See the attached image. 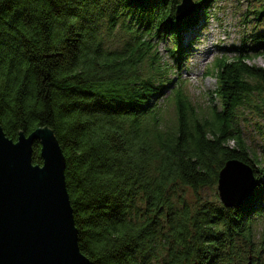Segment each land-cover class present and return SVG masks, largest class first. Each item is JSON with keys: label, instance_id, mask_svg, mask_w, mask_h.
<instances>
[{"label": "trees", "instance_id": "trees-1", "mask_svg": "<svg viewBox=\"0 0 264 264\" xmlns=\"http://www.w3.org/2000/svg\"><path fill=\"white\" fill-rule=\"evenodd\" d=\"M208 1L177 20L181 0H0V125L14 141L54 131L90 264H264V167L241 131L244 111L264 120V66L251 63L264 34L214 60L205 108L158 51L169 37L180 71L182 34ZM231 160L257 178L236 209L216 191Z\"/></svg>", "mask_w": 264, "mask_h": 264}, {"label": "water", "instance_id": "water-1", "mask_svg": "<svg viewBox=\"0 0 264 264\" xmlns=\"http://www.w3.org/2000/svg\"><path fill=\"white\" fill-rule=\"evenodd\" d=\"M195 8L194 0H181L177 20L191 16ZM36 142L43 160L37 165L33 162ZM66 168V157L51 128L39 127L29 135L20 132L14 141L0 125V264H90L79 247ZM256 182L251 166L227 162L217 186L221 203L229 209L243 207Z\"/></svg>", "mask_w": 264, "mask_h": 264}, {"label": "rangeland", "instance_id": "rangeland-1", "mask_svg": "<svg viewBox=\"0 0 264 264\" xmlns=\"http://www.w3.org/2000/svg\"><path fill=\"white\" fill-rule=\"evenodd\" d=\"M197 1L199 0H194ZM263 10L264 0H209L202 9L205 18L199 19L198 24L195 23L182 34L183 46L187 54L185 53L179 61L180 71L176 64L178 59H172L168 52L172 48V40L167 37L159 44L160 57L172 69L170 75L174 80L172 85L183 82L188 95L198 106L205 108L207 105H213L215 101L213 92L217 88L216 80L205 74L219 56L227 55L232 58L234 49L243 47L247 50L256 47L255 36L264 34V14L261 17L258 14ZM195 12L196 8L191 15L193 19ZM171 23L170 20H166L161 27L162 31L165 32V26ZM251 63L264 66L262 58H256ZM244 114L247 122L241 123L242 136L250 152L256 154L257 166L263 168L264 120L248 111H244ZM231 146H234V143H231Z\"/></svg>", "mask_w": 264, "mask_h": 264}, {"label": "bare ground", "instance_id": "bare-ground-1", "mask_svg": "<svg viewBox=\"0 0 264 264\" xmlns=\"http://www.w3.org/2000/svg\"><path fill=\"white\" fill-rule=\"evenodd\" d=\"M200 17H201V18H204V14H201ZM188 47H189V45H188ZM205 75H206V74H205ZM205 77H206V76H205ZM214 79H215V78H214ZM215 80H216V79H215Z\"/></svg>", "mask_w": 264, "mask_h": 264}]
</instances>
